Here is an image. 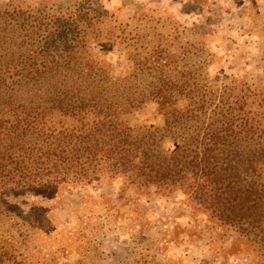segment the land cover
<instances>
[{
    "label": "trees",
    "instance_id": "trees-1",
    "mask_svg": "<svg viewBox=\"0 0 264 264\" xmlns=\"http://www.w3.org/2000/svg\"><path fill=\"white\" fill-rule=\"evenodd\" d=\"M95 25L80 14L49 19L43 9L0 6V200L122 179L137 194H181L264 264V93L209 81L192 62L198 55L153 35L124 37L131 65L114 73L95 51L107 42ZM149 104L159 122L130 124ZM3 225L0 264H49L17 259Z\"/></svg>",
    "mask_w": 264,
    "mask_h": 264
},
{
    "label": "rangeland",
    "instance_id": "rangeland-1",
    "mask_svg": "<svg viewBox=\"0 0 264 264\" xmlns=\"http://www.w3.org/2000/svg\"><path fill=\"white\" fill-rule=\"evenodd\" d=\"M10 4L43 9L49 19L70 14L92 19L95 30L107 37L105 46H96L95 51H105L99 55L112 64L114 73L131 65L124 37L135 41V35L147 39L153 35L172 51L198 55L192 62L204 67L209 81L236 80L264 93V0H0V6ZM57 25V31L74 27ZM146 111L129 123L155 126L159 122L155 106L149 104ZM184 200L179 193L137 194L126 190L122 179H101L85 188L8 192L0 200V221L13 237V253L19 260L251 263L234 236L193 213Z\"/></svg>",
    "mask_w": 264,
    "mask_h": 264
}]
</instances>
